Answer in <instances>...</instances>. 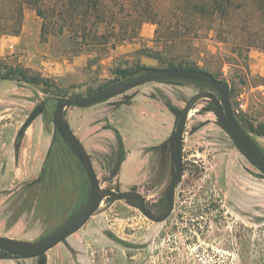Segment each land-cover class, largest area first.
<instances>
[{"label": "rangeland", "instance_id": "obj_1", "mask_svg": "<svg viewBox=\"0 0 264 264\" xmlns=\"http://www.w3.org/2000/svg\"><path fill=\"white\" fill-rule=\"evenodd\" d=\"M189 1L106 0L107 12L120 19H110L102 32L116 44L114 31L122 24L135 26L129 15L155 8L163 29L183 35L199 25ZM43 22L34 8L26 6L21 32L0 33L2 72L4 66L20 65L48 80L41 86L0 79V236L26 241H38L64 225L90 194L80 160L55 130L57 99L86 96L162 67L148 56V49L161 48L154 43L158 26L153 21L146 20L135 39L117 42L114 49L101 53L79 51L70 32L42 37ZM188 40L180 48L183 54H193L184 60L195 61L200 68L206 65L199 51L224 58L230 54L215 40ZM247 56V61L233 65L209 59L208 70L227 81L236 116L264 153V137L250 132L264 123V50L252 48ZM90 59L95 60L93 65ZM147 87L152 88L148 96L169 100V106L180 109L198 92H215L193 81L153 82ZM44 101L45 111L25 128ZM125 130L131 140L141 137L133 127ZM91 157L98 160L97 154ZM183 170L175 207L166 221L149 220L135 201L105 199L86 225L45 256L21 259L0 253V264H264V176L237 149L208 98L199 99L188 117ZM175 174L174 161L168 183L160 188H148L147 179L124 189L118 173L106 172L99 180L102 189L116 192L136 187L148 210L161 216L167 211V192Z\"/></svg>", "mask_w": 264, "mask_h": 264}, {"label": "trees", "instance_id": "obj_2", "mask_svg": "<svg viewBox=\"0 0 264 264\" xmlns=\"http://www.w3.org/2000/svg\"><path fill=\"white\" fill-rule=\"evenodd\" d=\"M189 3L192 9L191 15L199 22L198 26L189 30L191 32L180 35L179 32L163 29L161 22L156 20L160 14L152 8L148 12L145 10V12L140 11L135 15H129L135 26L128 28L122 24L117 33L114 31L117 37L114 40L115 43L135 39L140 26L146 20L153 21L158 26L154 43L160 45L161 48L148 49V56L162 63V67L157 69L201 70L211 74L213 73L208 70L209 59H217L221 64L233 65L242 63L241 59L247 61V54L252 48L264 50V0H190ZM106 4V0H55L50 4L47 0H0V33L18 35L22 28L24 8L29 6L34 8L37 15L44 21L42 37L45 38L49 34L64 35L70 32L74 45L80 48L79 51L87 50L88 53L109 51L114 49L116 44H111V38L102 31L105 30L110 19L113 22L115 19L119 21L120 16L116 18L115 13L109 14ZM61 9H63V14H61ZM115 36H111L112 39H115ZM192 38L215 40L228 47L230 54L224 58L209 51H199V57L202 53L204 55V66L206 65L204 69L200 68L195 61L187 63L186 61L193 53L183 54L180 45ZM94 61L90 59L89 65H93ZM2 69L4 72L0 70L1 80H16L27 84L47 86L48 80L28 68L8 65ZM160 82L181 83L180 80ZM222 82L230 89L227 81ZM250 132L264 137V123L256 128H250ZM132 190L136 191V187Z\"/></svg>", "mask_w": 264, "mask_h": 264}, {"label": "water", "instance_id": "obj_3", "mask_svg": "<svg viewBox=\"0 0 264 264\" xmlns=\"http://www.w3.org/2000/svg\"><path fill=\"white\" fill-rule=\"evenodd\" d=\"M163 80L193 81L205 84L214 89L221 98L215 92H198L190 98L183 109L175 105H170L168 107L169 111L178 120L176 132L172 136V139H175L174 161L176 174L167 192L169 201L167 211L163 215L157 216L148 210L146 199L137 191L116 192L112 189H102L91 156L66 121L65 110L72 106L91 105L104 102L123 95L137 87ZM201 98L212 100L216 106L217 116L221 126L226 130L240 153L264 176V153L260 150L251 134L246 131L236 116L230 102V89L222 81L217 79L213 74L201 70L152 68L135 78L111 84L86 96L57 99V106L54 111L55 130L61 134L80 160L90 183L89 197L75 216L54 232L38 241H26L0 236V252L17 256L21 259H33L45 256L50 249L64 242L86 225L91 217L98 211L105 199H109L112 202L135 201L138 203L141 213L149 220L156 223L166 221L173 213L177 185L182 180L184 174V134L188 117L193 106ZM46 103L47 101H44L34 109L25 128L45 111Z\"/></svg>", "mask_w": 264, "mask_h": 264}, {"label": "crops", "instance_id": "obj_4", "mask_svg": "<svg viewBox=\"0 0 264 264\" xmlns=\"http://www.w3.org/2000/svg\"><path fill=\"white\" fill-rule=\"evenodd\" d=\"M147 85L135 88L141 90L131 95L129 91L104 102L65 110L66 121L88 154L98 156V160L91 157L98 178L106 172L118 173L119 185L124 189L147 179L148 188H160L172 175V136L178 120L168 109L169 100L148 96L152 88ZM130 127L139 130L141 137L131 140L125 130ZM135 160L143 169L139 178H132L128 171Z\"/></svg>", "mask_w": 264, "mask_h": 264}, {"label": "flooded vegetation", "instance_id": "obj_5", "mask_svg": "<svg viewBox=\"0 0 264 264\" xmlns=\"http://www.w3.org/2000/svg\"><path fill=\"white\" fill-rule=\"evenodd\" d=\"M139 163V160H135L132 166L128 168L129 175L132 178H139L142 174L141 171H143V169L141 166H139Z\"/></svg>", "mask_w": 264, "mask_h": 264}]
</instances>
